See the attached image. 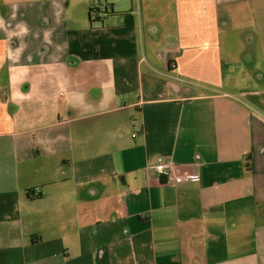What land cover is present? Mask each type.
<instances>
[{"label": "crops", "instance_id": "1", "mask_svg": "<svg viewBox=\"0 0 264 264\" xmlns=\"http://www.w3.org/2000/svg\"><path fill=\"white\" fill-rule=\"evenodd\" d=\"M91 4L0 0V264H264V0Z\"/></svg>", "mask_w": 264, "mask_h": 264}, {"label": "built area", "instance_id": "2", "mask_svg": "<svg viewBox=\"0 0 264 264\" xmlns=\"http://www.w3.org/2000/svg\"><path fill=\"white\" fill-rule=\"evenodd\" d=\"M91 6L93 8H98L100 6L99 0H92ZM146 169L153 171L154 173H156L159 176H164V177H168L169 176V172H168L166 166L163 163H157V164H153V165H150V166H146ZM197 178H198L197 174H193V175H189V176H176L173 179V182L175 184H177V183H181V182H184V181H187V180H194V179H197ZM30 193H31L32 196H38L39 193H40L39 188L33 189Z\"/></svg>", "mask_w": 264, "mask_h": 264}, {"label": "trees", "instance_id": "3", "mask_svg": "<svg viewBox=\"0 0 264 264\" xmlns=\"http://www.w3.org/2000/svg\"><path fill=\"white\" fill-rule=\"evenodd\" d=\"M87 14H88L90 23L98 21L101 14H104V15H120V16H123L125 19H128V17H130L128 12L109 13L106 11V8L99 9V8H93L92 6L88 7ZM91 17H93V19H91Z\"/></svg>", "mask_w": 264, "mask_h": 264}, {"label": "clouds", "instance_id": "4", "mask_svg": "<svg viewBox=\"0 0 264 264\" xmlns=\"http://www.w3.org/2000/svg\"><path fill=\"white\" fill-rule=\"evenodd\" d=\"M13 7L15 9V5ZM13 18H15L14 15H13ZM4 27H5V22H4L3 18L0 17V28H4ZM16 28L19 29V33L12 32V33H10V35L26 34L28 32L27 26L23 23L17 24Z\"/></svg>", "mask_w": 264, "mask_h": 264}, {"label": "rangeland", "instance_id": "5", "mask_svg": "<svg viewBox=\"0 0 264 264\" xmlns=\"http://www.w3.org/2000/svg\"><path fill=\"white\" fill-rule=\"evenodd\" d=\"M89 4V3H88ZM243 47H245V44H240V42L238 44H236V48L233 50V52H239ZM143 54V52H142Z\"/></svg>", "mask_w": 264, "mask_h": 264}]
</instances>
